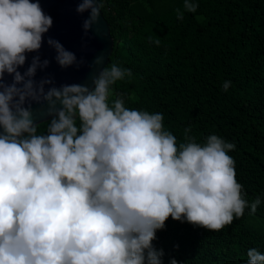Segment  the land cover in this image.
I'll list each match as a JSON object with an SVG mask.
<instances>
[{"label":"clouds","instance_id":"obj_1","mask_svg":"<svg viewBox=\"0 0 264 264\" xmlns=\"http://www.w3.org/2000/svg\"><path fill=\"white\" fill-rule=\"evenodd\" d=\"M73 2L88 14V37L103 4ZM198 7L183 0L176 18ZM53 24L41 0H0V264H163L153 241L169 218L218 232L256 213L261 199L250 203L236 179L234 143L215 134L198 143L189 126L178 144L162 113L110 99L129 69L101 53L87 64L90 83L37 80L52 62L45 44L62 70L87 63L48 35ZM245 264L264 254L248 249Z\"/></svg>","mask_w":264,"mask_h":264},{"label":"trees","instance_id":"obj_2","mask_svg":"<svg viewBox=\"0 0 264 264\" xmlns=\"http://www.w3.org/2000/svg\"><path fill=\"white\" fill-rule=\"evenodd\" d=\"M100 2L115 38L108 63L133 74L110 99L162 113L178 144L189 126L198 143L212 134L234 143L236 179L250 203L261 199L255 214L246 209L218 232L169 218L153 241L163 264H245L248 249L264 254V0H195L183 20V0Z\"/></svg>","mask_w":264,"mask_h":264},{"label":"water","instance_id":"obj_3","mask_svg":"<svg viewBox=\"0 0 264 264\" xmlns=\"http://www.w3.org/2000/svg\"><path fill=\"white\" fill-rule=\"evenodd\" d=\"M44 11L51 15L54 21L52 29L48 35L59 40L66 49L74 52L78 59L81 57L87 62L79 70L69 68L62 70L54 61V52L48 49L45 44L42 49V58H49L52 62L45 71L38 70L36 79L39 80L45 75H52L55 78L56 85L64 83H90L88 80L89 69L88 63H91L93 57L98 54L105 56V63L110 60V55L113 51L115 38L112 34L111 24L106 18L103 9L101 8L100 23L94 26L88 37H84L81 23L87 17L79 16L75 12L76 3L73 0H41ZM98 30V32H97ZM31 56H29V62ZM20 69L23 72L27 68ZM6 80L11 81V77L6 76ZM34 107H36L34 105ZM42 118V117H41ZM46 123L42 122L41 124Z\"/></svg>","mask_w":264,"mask_h":264}]
</instances>
